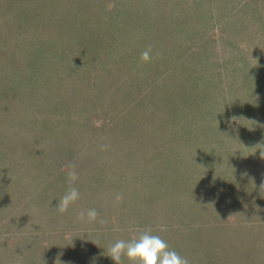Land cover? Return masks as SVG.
I'll use <instances>...</instances> for the list:
<instances>
[{
  "label": "rangeland",
  "instance_id": "374dc122",
  "mask_svg": "<svg viewBox=\"0 0 264 264\" xmlns=\"http://www.w3.org/2000/svg\"><path fill=\"white\" fill-rule=\"evenodd\" d=\"M260 152L264 0H0V264H264Z\"/></svg>",
  "mask_w": 264,
  "mask_h": 264
},
{
  "label": "clouds",
  "instance_id": "9594fccd",
  "mask_svg": "<svg viewBox=\"0 0 264 264\" xmlns=\"http://www.w3.org/2000/svg\"><path fill=\"white\" fill-rule=\"evenodd\" d=\"M141 60L147 62L150 60V50L141 53ZM261 159L264 152H260ZM71 171L68 173L69 188L57 203L56 210L60 214L68 212L70 206L79 198V190L73 185L78 179L75 165H69ZM260 191H264V184H261ZM122 196H117L119 202ZM96 209H89L85 213L81 211L78 219L93 222L97 218ZM135 235L129 240L118 239L112 243L108 249L106 256L113 264H123L126 259L128 264H189L187 258L181 256L176 250L169 247L168 242L159 234L166 231L163 225H157L156 229H136Z\"/></svg>",
  "mask_w": 264,
  "mask_h": 264
}]
</instances>
